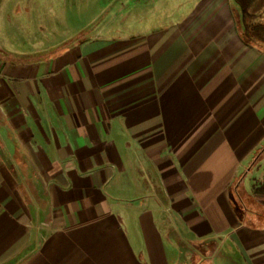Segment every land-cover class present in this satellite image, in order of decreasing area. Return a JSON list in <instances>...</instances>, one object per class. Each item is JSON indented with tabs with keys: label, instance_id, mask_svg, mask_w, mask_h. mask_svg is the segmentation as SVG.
Returning a JSON list of instances; mask_svg holds the SVG:
<instances>
[{
	"label": "crops",
	"instance_id": "1",
	"mask_svg": "<svg viewBox=\"0 0 264 264\" xmlns=\"http://www.w3.org/2000/svg\"><path fill=\"white\" fill-rule=\"evenodd\" d=\"M199 5L34 58L0 42V264H184L186 241L264 264V49L234 0Z\"/></svg>",
	"mask_w": 264,
	"mask_h": 264
},
{
	"label": "rangeland",
	"instance_id": "2",
	"mask_svg": "<svg viewBox=\"0 0 264 264\" xmlns=\"http://www.w3.org/2000/svg\"><path fill=\"white\" fill-rule=\"evenodd\" d=\"M201 0H0V42L17 59L53 53L75 40L135 37L196 15ZM263 1L236 19L252 44L264 47ZM24 56V57H23ZM254 186L264 187V145L251 160ZM183 263H194L199 250L185 242ZM201 248V245H199ZM212 250L217 242L206 245Z\"/></svg>",
	"mask_w": 264,
	"mask_h": 264
},
{
	"label": "trees",
	"instance_id": "3",
	"mask_svg": "<svg viewBox=\"0 0 264 264\" xmlns=\"http://www.w3.org/2000/svg\"><path fill=\"white\" fill-rule=\"evenodd\" d=\"M259 1H263V4H264V0H234V3L236 4V6L239 7V9L241 11V14L243 16H246L247 17L249 15V11H250V9L252 8L253 5H254V10L255 9H259V8H257ZM262 6L264 7V5H262ZM242 37H243V40L246 43L252 44L250 42V40H248V38L246 37V34L245 33H242ZM252 45L259 46V47H261V48L264 49V47H262L260 45H256V44H252ZM259 215H260V217L262 219L264 218V212H260Z\"/></svg>",
	"mask_w": 264,
	"mask_h": 264
}]
</instances>
